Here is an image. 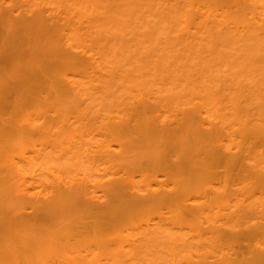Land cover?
Here are the masks:
<instances>
[{"label": "bare ground", "instance_id": "1", "mask_svg": "<svg viewBox=\"0 0 264 264\" xmlns=\"http://www.w3.org/2000/svg\"><path fill=\"white\" fill-rule=\"evenodd\" d=\"M12 1L0 0V264H264V0H79L97 62L59 42L54 14L30 20ZM142 8L166 30L191 24L176 35L188 41L134 35L153 51L133 54L111 18L142 23ZM65 14L80 44L89 23Z\"/></svg>", "mask_w": 264, "mask_h": 264}, {"label": "rangeland", "instance_id": "2", "mask_svg": "<svg viewBox=\"0 0 264 264\" xmlns=\"http://www.w3.org/2000/svg\"><path fill=\"white\" fill-rule=\"evenodd\" d=\"M5 1L8 2V1H12V0H5ZM13 1H15V3H19V4L17 5V7H18L19 5L22 4V6H23L22 11H24V12H23V15H24L25 17H27L28 19L30 18V20H31V18H32V16H33V15L31 14V12H33V11L38 12V14H39V13L46 14V16H48V15H50V14H51V15L54 14V15H53V16H55V22H54V25H55V27H57V28L59 27L60 30H62V31L60 32V36H59L60 38L58 39L59 42H60V43L62 42L61 44H63V45L66 44L67 46H68V45H72V46H73V49H72L73 51L77 48V47H76L77 44H78V45H82V50L78 47L80 50H76V51H83V53L85 52V57H84V59H86V60H87V59H88V60L91 59V60H94V61L97 62V58H96V59H94V58L97 57L98 55H94V54L97 52L96 50H97L98 48L95 50L96 47H95V46L93 47L92 43H90V42L88 41V40L91 39V36L88 37L89 39L84 40V39H86L87 35H84V33H83V30H85L84 28H86L87 25L89 26L90 23H89V20H87V18H83L84 15H81V14H82V13L85 14L84 17H87V15L89 16V12H90V13L92 12L90 7H88V8H90V9H89V12H88L87 7L84 8V6H83L84 4L82 5V4L80 3L81 1L77 0V2L79 1V6H78V4H76V5L78 6V7H77V6H76V7L79 9V7L82 8V6H83L82 10H81V8H80V10H77V11L74 10V11L72 12V9H71L72 7H71V6H73V5H70V7H69L70 9H66V5H68V4L65 3V6H63V7L61 6V7H62L61 10H62V9H65V10H62V12H61V10L58 9V8H60V7H58V4L56 5V3H59V2H56V3H55V0H54V1H53V0H48L49 2H48L47 0H46V1H45V0H40L41 2H39V0H13ZM13 1H12V2H13ZM28 1H29V2H28ZM44 1H45V2H44ZM50 1H51V3H50ZM52 1H53V3H52ZM58 1H60L59 4L62 5L63 0H58ZM61 1H62V2H61ZM64 1H66V2L69 1V2H70V0H64ZM73 1H75V0H71L70 3H72ZM84 1H85V0H83V3H84ZM35 2H36V3H35ZM69 2H67V3H69ZM8 3H9V2H8ZM15 3H14V4H15ZM31 3H32V4H31ZM49 3H50V4H49ZM54 3H55V4H54ZM74 3H76V2H74ZM5 4H6V3H5ZM5 4L3 5V7H6V8L11 7V8H12V6H8V4H6V5H5ZM51 4H52V5H51ZM63 4H64V2H63ZM72 4H73V3H72ZM80 4H81V6H80ZM86 4H90V3H86V1H85V5H86ZM60 5H59V6H60ZM53 6H54V7H53ZM141 6H142V7H147V6H143V5H141ZM141 6H139V8H141ZM67 7H68V6H67ZM74 7H75V6H74ZM74 7H73V9H74ZM76 7H75V9H76ZM135 7H137V6H134V8H135ZM13 8H14V7H13ZM13 8H12V9H13ZM17 9L20 10V8H17ZM17 9H16L15 12H14V15H15V16L13 15L14 18H17L16 15H18V13H19V11H18ZM25 9H26V10H25ZM31 9H32V10H31ZM83 9H84V10H83ZM132 9H133V7H132ZM132 9H131V10H132ZM149 9H151V7H149ZM29 10H30L31 12H30ZM57 10H58V11H57ZM85 10H87V12H86ZM131 10H130V11H131ZM139 10H140V9H139ZM139 10H138V11H139ZM147 10H148V9H146V12H145V9L142 8L141 12H142V11H144V12L141 13L142 15H138V17H139L138 19H140V18L142 19V23H143V25H146V26H147V25H150L149 20L152 19V18H149L147 21L145 20L146 23H145V21H143V19H144V18L146 19V17L148 18L149 15H150V16H151V15L153 16V15L155 14V16H158V19H163V18L160 17L161 15H160V16H159L158 14L156 15V12L154 13V12H152V11H149V10L147 11ZM64 11H66V12H64ZM81 11H82V12H81ZM83 11H84V12H83ZM132 11H133V12L135 11L136 13H138L135 9H133ZM132 11H131V12H132ZM45 12H46V13H45ZM67 12H68V14H69L68 16H72L73 20H74V18L77 19L78 16L80 15V16L82 17V19H85V20H84V23H86V21H87V23H89V24H85V25H84V24H83V21H82V23H81V20H77L78 23H79V21H80V23H81L82 25H84V26L80 25V27L82 26V27H81L82 37H81V38L83 39L82 41H85V43L82 42V41H81L80 44L77 43V42L74 43V41H73V43H70V42H72V39H71V37H70V35L72 36V34H71L70 32H68V31H69V28H67V20L65 21V19H66L65 17H66V15H67V14H65V13H67ZM75 12H76V13H75ZM80 12H81V14H80ZM24 13H26V14H24ZM70 13H71V15H70ZM77 13H79V15H77ZM87 13H88V14H87ZM144 13H145V14H144ZM147 13H148V16L145 17V15H146ZM75 14H76V16H74ZM86 14H87V15H86ZM131 14L136 15L135 13H131ZM138 14H140V12H139ZM143 14H144V16H143ZM1 15H2V13H0V17H1ZM30 15H31V16H30ZM80 16H79V17H80ZM130 16H131V17H130ZM130 16H128V18H130L129 20L132 21V23H131V21H130V24H132V25H129V21L127 20V19H128L127 17H126L127 19H126V18L123 19L124 21H125V19H126V24H123V23H124L123 20H122V21H119V20H121V19H119V17H118V18L116 17L117 19H119L118 21H117L116 19H112V18H115V17H112L111 20L116 21L115 23H120V25L122 24V27H121L122 29H123V27H124L123 25H125L126 30L128 29V27L130 28V26H131V27H132L131 30H133V31H132L133 33H132V32L129 33L130 31L128 32V31H126V30H123L122 32H120V31H118V30H120L119 27H115V30H114V31H116V29L118 28L117 31H118L121 35H123L122 33L127 32V34H126V33H125V34H126V35H130V36H129L130 38H131V36H132L133 39L136 38L134 35H136L137 37H141L140 35H143V36H144V35L146 34V36L148 37V41H149V42H148V41H145V42L151 44V42H152L153 40H155L153 43L156 42V44H157V41H156V39H157L158 41H161V42L164 44V45H162L161 42L158 43V44H160L159 46H161V45L163 46V49L166 47V44H165V41H164L166 38H169V40L172 41V39H174V40L176 39V37H177L176 35H177V34L183 33V35H184L185 33H189V32H190V34H191V29H192L191 24H189V23H183V24H182L181 22H179V21L176 20V21H177L176 23H178L179 26L181 25V26H180V29H183V28H182L183 25H184V26L189 25V26L187 27V29H188L189 27H191V29H190V30H187V31H185V30L183 31V30H182V31L180 32V29H178V27H177V28L175 27V28H176V29H175L174 26H172V24L170 25V24L168 23L167 26H172V28H174V30H173L172 28L167 27V28L171 29V32H173V34L175 35V38H172V37H174V36H173V34H172L171 32H169V31H170L169 29L166 30V26H165L166 24H164L165 21H163V23H162V21L158 20V21H159V23H158V21L156 20V18H155L154 16H153V17H154V19L156 20V23H155V21H154V23H155V24H158V25L162 24L161 26H163V27H161V26L159 27L158 25H156V26H158V27H156L157 29L155 28L156 31H155L154 29H152V28L155 27V24L153 23V21H152L153 19H152L151 21H152V23L154 24V27H150V26H149L148 29L145 30V33H144V32L142 33V32H140V31H142V28H141L142 26L138 25V24L141 23V21H140V20L137 21V20L135 19V20L137 21V23H138V24L136 25V23H134L135 20L133 21V19H132V18H135V17H134V16L132 17V15H130ZM232 16H233V15H232ZM81 17H80V18H81ZM91 17H92V16H91ZM142 17H143V18H142ZM80 18H78V19H80ZM89 18H90V16H89ZM230 19H231V17H230ZM0 20H1V18H0ZM60 20H61V21H60ZM73 20L70 18L69 21L71 22V21H73ZM90 20H91V18H90ZM74 21H75V20H74ZM77 21H75L76 24H77ZM50 23H51V22H49V24H50ZM127 23H128L129 26L127 25ZM142 23H141V24H142ZM133 24H135L134 27H135V26H136V27H137V26H140L139 28H141V29L136 28L137 31L134 30L135 28L133 27ZM163 24H164V25H163ZM185 24H186V25H185ZM68 25H70V23H69ZM77 26H78V24H77ZM85 26H86V27H85ZM118 26H119V25H118ZM146 26H145V28H147ZM64 27H65V28H64ZM83 27H84V28H83ZM12 28H13V27H12ZM82 28H83V29H82ZM143 28H144V27H143ZM160 28H163V29H160ZM164 28H165V29H164ZM122 29H121V30H122ZM149 29H150V30H149ZM151 29H152L154 32H153ZM158 29H159V30H158ZM230 29L233 30L234 32H236V30H237V29H233V28H230ZM60 30H59V31H60ZM128 30H129V29H128ZM138 30H139V31H138ZM147 30H148V32H147ZM161 30H163V31H161ZM172 30H173V31H172ZM17 31H18V32H17ZM17 31H16V28H13V30H11V32H13V33H11V34H15V35H17L21 30H19V28H18ZM112 31H113V29H112ZM134 31H135V32H134ZM143 31H144V30H143ZM149 31H150V32H149ZM157 31H158V32H157ZM160 31L164 34V36H163V34L161 35ZM166 31H167V32H166ZM228 31H229V30H228ZM233 31H231L232 34H233ZM238 31H239V30H238ZM238 31H237V32H238ZM14 32H16V33H14ZM110 32H111V30H110ZM110 32H109V34H111V35L114 33V32H111V33H110ZM118 32L116 33L117 36H116L115 33L113 34L114 36H116L115 38H113L114 36L112 37L111 35L107 34V35L111 36L112 39H114V40H112L111 38H109V36H107V37L105 36V37H106V39L109 38V40L111 39V41H115L116 43H119V42L121 41V43L117 44V45H120V46H121L122 43L124 42V39H125V38H124L123 40L120 39L121 37L118 38ZM165 32H166V33H165ZM20 33H21V32H20ZM69 33H70V34H69ZM134 33H136V34H134ZM138 33H139V36H138ZM152 33H153V34H152ZM154 33H155V34H158V35L156 36L157 38H155ZM231 33H230V35H231ZM120 34H119V36H121ZM83 35H84V38H83ZM148 35H151V37H153V40H151V39H150V36H148ZM152 35H153V36H152ZM160 35L162 36V38L164 37V38H163V41H164V42L161 40L162 38H161ZM186 35H188V34H185V36H186ZM230 35H229V36H230ZM143 36L141 37V40H143V39L146 40L145 38H147V37L144 36L145 38H143ZM170 36H171V37H170ZM185 36H184V37H185ZM188 36H190V35H188ZM227 36H228V35H227ZM227 36H226L225 38H229V37H227ZM103 37H104V35H103ZM105 37H104V38H105ZM186 37H187V36H186ZM186 37H185V42L188 41V40H186V39H187ZM230 37L236 40V37L234 38L232 35H231ZM117 38H118V39H117ZM122 38H123V36H122ZM130 38H129V41L131 42L133 39L131 38V39H132V40H131ZM142 38H143V39H142ZM154 38H155V39H154ZM158 38H161V39L159 40ZM170 38H171V39H170ZM225 38H223V42H224V39H225ZM231 38H229V39L231 40ZM48 39H49V41H48ZM48 39H46V40H47L48 42H50L51 37H49ZM62 39H63V40H62ZM69 39H71V41H67V40H69ZM99 39H100V38H99ZM137 39L140 40V38H136V39H135V40H136L135 43H138ZM229 39H228V40H229ZM237 39H239V38L237 37ZM240 39H241V38H240ZM240 39H239V40H240ZM46 40H45V41H46ZM118 40H119V41H118ZM126 40H127V38H126ZM141 40L139 41V43L141 42ZM150 40H151V42H150ZM174 40H173L172 42H173V43L175 42V43H177L178 45L180 44V42H182V41H180V40H179L180 42H179V41L177 42L178 39H176L175 41H174ZM230 40L227 41V40L225 39V41H227V42H230ZM235 40H233V41H235ZM243 40H245V39L242 38V41H243ZM47 41L45 42V43H46V46L49 45V43H47ZM87 41H88L89 44L86 43ZM117 41H118V42H117ZM122 41H123V42H122ZM129 41H128V40L125 41V43H126L125 47H127V45H128V47H130V44H131V46H132L131 49H130V48H127L128 50L130 49V51H131L132 49H135L136 47H138L137 45H136V47L134 46V45H135L134 40H133V45H132V42L129 43ZM166 41H167V40H166ZM171 41H170V42H171ZM233 41L231 40V42H233ZM240 41H241V40H240ZM51 42H53V39L51 40ZM51 42H50V43H51ZM127 42H128L129 44H127ZM185 42H182V43L184 44ZM236 42H237V40H236ZM69 43H70V44H69ZM82 43H83V44H82ZM125 43H123V44H125ZM142 43H143V42H142ZM188 43H189V42H188ZM85 44L88 45V46H90V48H92V50H93V48H94L95 51H92V52H93L92 55H90L91 51L89 50L88 46H86ZM74 45H75V46H74ZM83 45H84V46H83ZM138 45L140 46V44H138ZM141 45H142V44H141ZM185 45H186V44H185ZM133 46H134L135 48H133ZM142 46H143V45H142ZM142 46H140V47H142ZM148 46H149V44H148ZM154 46H155V45H154ZM159 46H155V48L158 47V48L162 49V47H159ZM186 46H187V45H186ZM186 46H185V47H186ZM48 47H50V45H49ZM80 47H81V46H80ZM83 47H84V48H83ZM85 47H86V48H85ZM181 47H182V46H181ZM144 48H145V49H144ZM146 48H147V46L145 47V45H144V46H143V49L145 50L144 52H146L145 55L148 56V55L150 54V52H149L148 54H147V52H148L149 50H151V51H153V50H152V49H149L148 51H146V50H147ZM148 48H149V47H148ZM183 48H184V47H183ZM140 49H141V48H140ZM143 49H141V50H143ZM176 49H177V48H176ZM87 50H89V51L87 52ZM141 50H139V49L137 50V48H136V52L133 51V50H132L131 52H133V54H135V53L137 54L138 52L140 53ZM177 50H180V49H177ZM137 51H138V52H137ZM141 52L144 53L143 51H141ZM88 54H89V55H88ZM130 54H132V53H130ZM133 54H132V55H133ZM136 54H135V55H136ZM137 55H139V54H137ZM207 55H208V54H207ZM204 56L206 57V54L203 55V57H204ZM134 57H135V56H134ZM203 57H202V58H203ZM98 58H99V57H98ZM210 59L212 60V57H210ZM210 59H209V60H210ZM204 60H205V58H204ZM209 60L206 59L205 61H203V59H202V61H203L204 63H205L206 61L208 62ZM211 60H210L209 62H211ZM98 62H100L99 59H98ZM203 62H202V63H203ZM204 63H203V64H204ZM130 75H135V74H134V73H133V74L130 73ZM147 76H148V75H147ZM147 76H145V77H147ZM104 77H105V76H104ZM104 77H103L102 80H104ZM132 77H133V76H132ZM145 77H143V78H145ZM148 77H149V76H148ZM69 78L71 79V77H69ZM129 78H130V77H129ZM133 78H134V77H133ZM73 79H74V78H72V80H73ZM146 79H147V78H146ZM146 79H145V83H144V84L146 85V89H147L149 85L152 86V81H151V80H147V81H146ZM149 79H150V78H149ZM142 80H144V79H142ZM75 81H77V80H75ZM149 81H150V82H149ZM78 82H79V80H78ZM143 82H144V81H143ZM146 82H147V83H146ZM80 83H81V82H79V84H80ZM145 85L142 84V86H144V87H145ZM87 86H88V85H87ZM87 86H85V89L88 88ZM86 87H87V88H86ZM89 88H90V87H89ZM150 88H152V87H150ZM150 88H149V89H150ZM90 89H91V88H90ZM90 89H89V90H90ZM149 89H147V90L152 94L153 89H150V90H149ZM155 89H156V91H157V88H156V87H155ZM155 89H154V90H155ZM153 93H154V92H153ZM187 97H188V96H187ZM197 98H200V96H197L196 99H197ZM186 99H187V98H186ZM198 100H199V99H198ZM186 101H187V100H186ZM147 102H148V100H147ZM150 102H152V99H150ZM197 102H199V101H197ZM232 143H233V144H232ZM234 143H235V144H234ZM224 145H225V146H224L225 148L223 147V149L226 150L225 152H227L228 150H229V151H233V150H235L236 152L238 151V150L236 149V148H237V143H236V141H235V142H231V141L229 142V141H226ZM230 145H231V146H230ZM258 147H259V146H257L256 149H255V147H254V149L257 150L255 153H256L257 155H259V156L255 155V154H254V156L258 157V158H256V159H258V160H259V157H260V160H261V161H260V160H259V161L262 162V161L264 160V159H262V158H264V151H263L264 148L261 147V148H262V151H263V152H262L263 154H261V149L259 150ZM227 149H228V150H227ZM232 149H233V150H232ZM235 151H233V152H235ZM233 152H232V153H233ZM236 152H235V153H236ZM230 153H231V152H230ZM232 153H231V154H232ZM235 153H233V154H235ZM261 156H262V158H261ZM94 159H95V158H94ZM100 162H102V159H101L99 156H96V160H91V159H90V163H89L90 165H89V166H91V168H92V165H98L99 168L101 169L103 166H102V164H101ZM263 162H264V161H263ZM263 164H264V163H263ZM260 165H261V164H260ZM261 167H264V166H261ZM263 169H264V168H263ZM87 172H89V171L87 170ZM94 172H95V171H94ZM97 173L100 174V173H102V171H99V172H97ZM97 173L95 172L96 175H97ZM90 174H91V173H90ZM253 223H254V222H252L251 224H253ZM224 226H225V225H224ZM224 226H223V227H224Z\"/></svg>", "mask_w": 264, "mask_h": 264}]
</instances>
